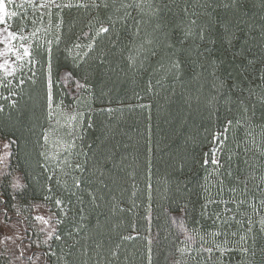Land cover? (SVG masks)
Masks as SVG:
<instances>
[{
  "label": "trees",
  "instance_id": "trees-1",
  "mask_svg": "<svg viewBox=\"0 0 264 264\" xmlns=\"http://www.w3.org/2000/svg\"><path fill=\"white\" fill-rule=\"evenodd\" d=\"M70 2L89 6L51 18L25 0L10 6L27 13L23 43L37 63L0 72V139L10 146L0 214L25 233L6 241L0 264H205L202 249L225 239L235 250L224 264H264V0H145L143 12L116 11L132 0ZM8 24L18 31L21 20ZM101 26L110 31L96 36ZM214 147L218 173L203 163Z\"/></svg>",
  "mask_w": 264,
  "mask_h": 264
},
{
  "label": "snow or ice",
  "instance_id": "snow-or-ice-1",
  "mask_svg": "<svg viewBox=\"0 0 264 264\" xmlns=\"http://www.w3.org/2000/svg\"><path fill=\"white\" fill-rule=\"evenodd\" d=\"M113 5H115L116 0H112ZM25 3H27L29 6L33 7V8H37V9H47V15L49 16V18H51L52 16V12L51 9L55 8V9H70V8H87L89 5L82 3V2H77L75 4H73L72 2H66V3H58L57 0H43V3L37 4L36 0H25ZM10 6H15V7H24L23 4L20 5H16L15 4V0H0V26H4L2 28H0V44L4 45V49L2 51H0V57H3V62L0 63V70H3L6 74V76H10L12 75L17 68L11 67V65L9 64V60H8V56L9 54H11L12 56L15 57V61H19V62H23L21 64H18L17 67L20 68L21 70L24 67V64H35L37 63V61L33 58V49L31 44H26L23 43V41H27L29 40L28 36H24L23 35V31L24 28L26 26V21L28 20V16L27 13H18L17 11L14 10H10ZM91 7L93 8H100V7H104V8H108L109 4H108V0H100L99 3H97V0H91ZM135 7L137 9H139L141 12L144 11V7H145V0H132V3H120L119 8L116 9L117 12L120 11L121 8L123 9H128V8H132ZM56 15H60L59 13H56ZM131 13L130 12H125L124 14V18H127L128 16H130ZM16 18H19L21 20V24H20V28L18 31H12L11 30V26L8 24V21L10 20H14ZM109 20H112V17L109 16ZM31 23L33 25L36 24V20L33 19L31 21ZM60 23H63V17L60 18ZM115 23V21H113V24ZM193 23H195L193 21ZM57 30H59L60 24L56 25ZM40 29H35L30 35L31 36H35L37 32H39ZM47 29H45V33H47ZM110 31V27H104L101 26L99 27V29L96 31V36L101 35L102 33H108ZM57 41H59V36L56 37ZM21 41V43L17 46L15 44H13V41ZM46 43L48 45H51L52 41H46ZM75 48H81L82 46L79 44L74 45ZM89 50H91L93 48V44L89 43L86 46ZM22 50V51H21ZM46 53L48 56V93H47V100H48V107H49V117L52 116V105H53V97H52V92H51V88H52V80H51V55H52V49L51 47L46 48ZM84 56H87L88 53L84 52L83 54ZM131 59V58H130ZM176 67H178L179 65H175ZM68 75L70 76L71 73H68ZM262 79H264V77H262ZM20 83H24L23 80L20 81ZM9 84H11V81H8L7 84H5V87H7ZM77 87L83 88L86 87V85H81L79 83H77ZM10 95H12V93H10ZM2 99H8V97H0ZM264 99V98H262ZM12 106H15V101H11ZM4 111V106L0 105V112ZM245 111H247V109H245ZM80 115V114H77ZM77 115H72L69 116L68 119V123L71 124L72 121L77 119ZM237 123L239 124V121H237ZM232 124V121H228L227 125L224 128V132L226 133L228 131V127ZM69 135H71V133H69ZM223 136V133L221 134ZM45 141L48 140V136L45 135L44 137ZM226 139V137H225ZM213 141L217 142L219 141V143H223L222 140H219L218 137L214 136L213 137ZM7 147V145H6ZM68 149L74 147V143L73 144H68ZM218 151H222V148H213L211 153H205V159L203 161V163L205 165L211 163L214 166V171H216L217 173L219 172V170L224 166L223 162L218 158L217 156V152ZM41 155H44V153H41ZM229 159H231V157H229ZM81 166L79 164L76 165V168H80ZM231 173H229L230 175ZM76 186L79 187L80 186V181L76 180ZM232 191H235V189H232ZM56 203L59 205L62 202L60 200H57ZM234 203L237 204V211H239V206L243 205L245 203V201L240 200L238 202L234 201ZM261 206L264 207V201H261ZM253 208V212H257V209L255 207V205L252 206ZM226 211H231L230 209H226ZM39 219H43L42 217H40ZM220 219V214H217V220ZM231 219H235V217H231ZM45 223H47V221H44ZM223 223H228V220H224L222 221ZM239 223V221H238ZM260 223V231L264 232V218H261V220L259 221ZM248 224L250 225L248 231L251 232L252 228H251V224H252V220L251 217L248 218ZM182 227V225H181ZM222 233H217V232H213L210 233V235L215 238L218 235H221ZM223 235H227L226 233H224ZM232 236H236L237 233L236 232H232L231 233ZM60 237L57 236V239H59ZM131 236H126L124 237V239H131ZM201 239L203 240V237H201ZM247 237L245 235H241L240 236V241L244 242L246 241ZM205 243H207V241H205ZM228 240L225 239L223 241V245L220 243H214L213 247H208V248H203L202 251L203 253H207V259L205 261V264H207V261H210L213 259L214 255L216 252H219V257H217V260L219 262V264H224V260L223 258L230 252V251H234L235 249H232L230 247H227L228 245ZM181 252L184 251V249H180ZM241 252H247L248 250L246 248H241L240 249ZM113 255H115V253H113ZM203 258V257H202ZM149 264H151V257H149Z\"/></svg>",
  "mask_w": 264,
  "mask_h": 264
},
{
  "label": "rangeland",
  "instance_id": "rangeland-1",
  "mask_svg": "<svg viewBox=\"0 0 264 264\" xmlns=\"http://www.w3.org/2000/svg\"><path fill=\"white\" fill-rule=\"evenodd\" d=\"M2 27L4 26H0V28ZM13 44L17 46L19 45V44H16L15 41H13ZM3 49H4V45L0 44V51H2ZM3 59H4L3 57H0V63L3 62ZM8 60H9V64L11 65V67L16 68L18 61H15V57L9 54ZM0 72L5 74L3 70H0ZM214 148H217V147H214ZM9 154H10L9 142L7 140L0 139V178L6 169L7 162L9 159ZM37 214L39 218L40 217L43 218L39 220L43 224V226H45V228L49 230L53 228L54 221H53L52 216L48 212L38 211ZM44 221H47V223H45ZM24 234H25L24 228L19 221H16V220L8 221L7 219H4L3 216L0 214V250L2 249V246L6 244L7 242L11 246H14L16 243H21V241L24 238ZM22 245L24 247L25 244H22Z\"/></svg>",
  "mask_w": 264,
  "mask_h": 264
}]
</instances>
